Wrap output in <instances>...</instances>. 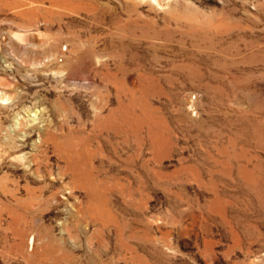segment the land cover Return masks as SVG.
I'll return each mask as SVG.
<instances>
[{"label": "rangeland", "instance_id": "rangeland-1", "mask_svg": "<svg viewBox=\"0 0 264 264\" xmlns=\"http://www.w3.org/2000/svg\"><path fill=\"white\" fill-rule=\"evenodd\" d=\"M160 4L0 0V264H264V0Z\"/></svg>", "mask_w": 264, "mask_h": 264}, {"label": "bare ground", "instance_id": "bare-ground-1", "mask_svg": "<svg viewBox=\"0 0 264 264\" xmlns=\"http://www.w3.org/2000/svg\"><path fill=\"white\" fill-rule=\"evenodd\" d=\"M151 1H153V0H151ZM155 2H157L158 4H160L161 0H154V3H155ZM155 5H156V4H155ZM160 5H161V4H160ZM161 6H162V5H161ZM161 6H160V7H161ZM161 8H162V7H161ZM153 24H154V23H153ZM152 27H153V26H152ZM155 32H156V31H155ZM18 38H19V37H18ZM20 38H21V37H20ZM27 38H28V37H27ZM20 41H21V40H20ZM203 43H204V41H203ZM206 46H207V45H206ZM136 78H137V77H136ZM244 179H245V178H244Z\"/></svg>", "mask_w": 264, "mask_h": 264}]
</instances>
